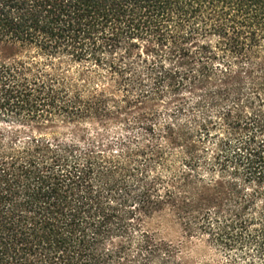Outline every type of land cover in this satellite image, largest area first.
I'll use <instances>...</instances> for the list:
<instances>
[{"label": "trees", "instance_id": "16d2710c", "mask_svg": "<svg viewBox=\"0 0 264 264\" xmlns=\"http://www.w3.org/2000/svg\"><path fill=\"white\" fill-rule=\"evenodd\" d=\"M0 264H264V0H0Z\"/></svg>", "mask_w": 264, "mask_h": 264}, {"label": "rangeland", "instance_id": "374dc122", "mask_svg": "<svg viewBox=\"0 0 264 264\" xmlns=\"http://www.w3.org/2000/svg\"><path fill=\"white\" fill-rule=\"evenodd\" d=\"M112 126H104V125H93L92 127H90L91 131H96L99 132L100 134H106V132H109V128H111ZM83 129H74V128H65V127H61V126H57V127H46L42 130V132L44 134H47L50 138H70V137H74V136H85L88 131H84V133H82ZM175 234L174 232H172V230H168L166 238L169 240H174L175 238Z\"/></svg>", "mask_w": 264, "mask_h": 264}]
</instances>
